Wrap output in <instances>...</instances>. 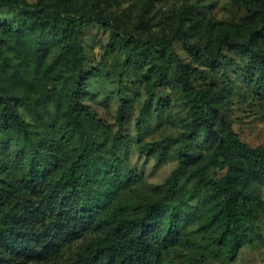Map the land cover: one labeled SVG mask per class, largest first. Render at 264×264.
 Segmentation results:
<instances>
[{"label": "rangeland", "instance_id": "1", "mask_svg": "<svg viewBox=\"0 0 264 264\" xmlns=\"http://www.w3.org/2000/svg\"><path fill=\"white\" fill-rule=\"evenodd\" d=\"M22 1L53 5L60 14H85L93 20L85 25L80 38L86 77L80 103L87 135L67 143L63 139L70 129L65 91L57 94L53 83L60 64L56 54L64 40L47 32L61 29L62 24L54 15H43L30 25L16 4L0 9V48L4 52L0 57V95L16 100L17 110L34 137L51 141L44 152L54 151L69 164L88 138L91 156L105 167L114 166L120 175L118 181L96 185L110 200L105 214L117 218L134 214L139 205L152 204L164 196L166 181L178 168V154L185 144L189 162L179 183L181 192L197 194L205 201L199 202L198 215L182 231V243L174 247L178 257L169 253L164 264H226L224 250L203 240L212 201L200 187L199 178L212 142L192 121L193 99L180 89L176 64L148 48L143 53L135 50L133 44L112 36L103 23L115 27V36L170 42L189 86L211 98L240 142L262 148V85L255 81L252 63L229 50L225 42L242 41L248 30L262 28L264 0ZM40 36L45 50L38 57ZM259 47L264 50V43ZM122 99L127 102L126 118L119 123ZM215 127L221 128L218 122ZM28 155L29 149L15 127L0 133V179H16ZM247 192L257 201L261 237L244 246L231 264H264V180L255 182ZM104 230L88 232L48 264H74L80 248L104 238Z\"/></svg>", "mask_w": 264, "mask_h": 264}, {"label": "trees", "instance_id": "2", "mask_svg": "<svg viewBox=\"0 0 264 264\" xmlns=\"http://www.w3.org/2000/svg\"><path fill=\"white\" fill-rule=\"evenodd\" d=\"M11 4H16L20 14L30 19V25L43 15H54L61 22V29L47 30L64 40L55 58L60 64L53 80L54 90L57 94L65 91L67 101L70 129L63 139L67 143L82 140L87 135V127L80 103L86 86L80 38L85 25L93 20L85 14L70 17L60 14L53 5L28 4L22 0H0V9ZM103 26L110 28L112 36L133 44L135 50L143 53L148 48L168 56L176 64L180 89L193 99L192 121L201 126L206 139L212 142V151L199 178L200 187L212 201L207 208L211 210L203 240L224 250L226 264L235 262L244 246L261 237L257 201L247 190L255 182L264 180V147L252 148L240 142L211 98L189 86L184 66L170 42L156 39L140 42L131 36H115L111 23L105 22ZM38 31L43 34V29ZM42 41L44 38L38 37V57L45 50ZM260 42L264 43V23L259 30H248L242 41L225 44L252 63L255 81L264 91V50L260 49ZM3 56L0 48V57ZM15 103L13 98L0 95V133L4 135L10 127H15L29 155L16 179H0V264L57 261L65 247L88 232L104 229L105 237L82 246L74 264H164L165 255L176 256L174 247L182 243V231L198 215L199 202L205 201L197 194L181 192L179 183L189 162L185 144L178 154V168L166 181L164 196L152 204L139 205L134 214L113 218L104 212L110 200L96 185L118 181L120 175L114 171L115 167H105L91 156L93 148L88 138L69 164L54 151L44 152L51 141L34 137ZM126 108L127 102L122 99L119 123L125 121ZM215 122L220 124V130ZM96 194L100 196L95 197ZM195 200L197 205L192 206L190 203Z\"/></svg>", "mask_w": 264, "mask_h": 264}]
</instances>
